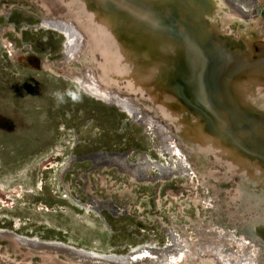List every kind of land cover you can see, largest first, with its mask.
<instances>
[{"label":"rangeland","instance_id":"obj_1","mask_svg":"<svg viewBox=\"0 0 264 264\" xmlns=\"http://www.w3.org/2000/svg\"><path fill=\"white\" fill-rule=\"evenodd\" d=\"M221 1L226 4L202 19L206 27H220L209 41L245 50L236 36L240 25L225 28L221 15L245 8L242 15L251 16L256 0ZM0 9V186L9 192L6 205L0 204V264H8L1 255L10 248L51 252L78 264H264V248L247 236L260 211L235 202V171L225 154L217 158L214 144L206 152L213 178L206 186L191 169V155L183 154L179 138L163 125L166 118L143 111L145 92L132 96L123 83H97L83 67L78 51L85 36L73 24L54 12L44 17L33 0H0ZM243 27L249 32L248 24ZM207 43L199 40L181 66L202 79L204 71L212 72L210 82L196 87L195 80L183 79V93L216 86L222 75L208 61ZM255 92L264 101V92ZM177 96L179 116L197 123L203 114L193 96ZM253 116L237 118V139L249 146L260 139L249 123ZM225 121L215 132L216 144L225 142ZM256 153L250 164L264 161V140ZM256 170L257 179H264ZM257 179L254 186L264 191ZM214 180L218 186L209 188Z\"/></svg>","mask_w":264,"mask_h":264},{"label":"bare ground","instance_id":"obj_2","mask_svg":"<svg viewBox=\"0 0 264 264\" xmlns=\"http://www.w3.org/2000/svg\"><path fill=\"white\" fill-rule=\"evenodd\" d=\"M33 1L41 6L43 11H40L46 18L48 13L55 11L67 13V19H62L73 24V28L85 36L78 55L83 57L81 59L83 67L90 70L97 83L107 85L123 83L125 90L133 92L132 96L146 93L145 104H148V107L143 111L155 119L158 116L166 118L168 125L165 122L163 125L171 131L172 138L175 136L179 138L185 151L183 154L191 155V169L193 173L202 177L206 186L213 183L210 175L212 165L205 155L206 152L213 150L211 145L214 144L213 152L217 153V158L224 154L227 156L229 168L235 171L232 174L235 189L231 192L233 197L236 196L235 202L237 204L240 202L251 209L256 207L260 211L257 214V224L248 229L251 234L245 232L243 234H247L248 238L254 239L264 248V191L257 189L253 184L258 178L256 169H261V175L264 177V161L255 165L249 162L251 154L258 152L259 143L264 140V101L257 99L259 94L255 92L256 90L264 92V0L255 1V9L251 16L242 15L248 13L245 8L240 14L233 10H225L221 15L225 28L229 23L240 25V31L236 36L246 45L245 50H229L218 41L212 43L209 38L216 28L218 31L220 27L215 28L214 23H208L207 27L203 23L197 26L194 22L203 19L204 15H209L212 11L219 10L220 6L226 4L221 0H51V3L58 6L54 9L48 0ZM138 6L145 11L139 13ZM71 16L76 20L71 19ZM82 16L85 18H81ZM93 23L96 26H92ZM246 24L249 25V32L244 30L246 27L243 25ZM5 29H7L5 32L11 30ZM210 30L211 33L208 34ZM199 38L210 42V45L207 43L205 47L208 61L211 59L217 63L222 68V75L219 76L216 86L208 83L211 85L208 89H202L194 94L183 93L185 87L183 79L188 80L190 84L195 80L196 84L193 85L197 87L198 83L210 82L212 76V72L204 71L206 72L204 80L193 73L192 69L194 77L189 67L185 70L183 65L181 66V60L188 55L191 56L195 51ZM215 46L221 47V50ZM240 56H243L244 60L240 59ZM106 76L110 78L107 79ZM177 95L193 96L190 99L203 114L197 123L189 122L188 117L186 119L179 116L177 105L181 98L179 99ZM202 97L205 105L200 103ZM248 113L254 114L249 123L260 136L259 141L250 146L245 142L240 143L237 139L239 123L237 118ZM225 120L230 123V129L226 131L225 128L224 132L227 134H224V137L228 143L224 147V141L219 140L220 143L216 144L212 140L215 138V132L222 129L221 124ZM181 147H177V151ZM219 161L217 159L216 163L219 164ZM246 164L248 166L245 168ZM228 174L229 172L226 175L221 173L216 178L217 180L228 178ZM249 176L251 178L247 180L246 177ZM257 180L259 186L264 189V179ZM215 183L216 185L209 188H216L218 183L217 181ZM8 194L5 188L0 189V204L6 205ZM5 252L6 254H2L1 257L3 263L8 264H29L30 260L32 264H78L76 261L73 263L61 259L62 257H57L51 252L48 256L39 255L37 250H33L35 253L33 254L16 248H10ZM202 264L213 263L206 260Z\"/></svg>","mask_w":264,"mask_h":264},{"label":"water","instance_id":"obj_3","mask_svg":"<svg viewBox=\"0 0 264 264\" xmlns=\"http://www.w3.org/2000/svg\"><path fill=\"white\" fill-rule=\"evenodd\" d=\"M240 6H242L243 7V5H240ZM56 7V4L54 3L53 4V6H52V9H54ZM244 8V7H243ZM240 11L241 12H243L241 9H240ZM55 13H56V15H58L59 17L61 16V15H59L60 13H58V12H56L55 11ZM210 17H212V15L210 14ZM61 18H63V19H67L65 16H61ZM197 19V18H196ZM204 19V18H203ZM203 21H205V19L203 20ZM195 23H196V25L197 26H200V25H202V18L201 19H198V21H194ZM200 22H201V24H200ZM75 26H77V25H75ZM196 37H197V34H196ZM200 40H201V38H199ZM240 59H242V60H244V58H243V56H240ZM246 61V60H245ZM246 63H247V61H246ZM108 257V256H107Z\"/></svg>","mask_w":264,"mask_h":264},{"label":"clouds","instance_id":"obj_4","mask_svg":"<svg viewBox=\"0 0 264 264\" xmlns=\"http://www.w3.org/2000/svg\"><path fill=\"white\" fill-rule=\"evenodd\" d=\"M54 95L57 97V99H60L61 98L60 97V93H55Z\"/></svg>","mask_w":264,"mask_h":264}]
</instances>
